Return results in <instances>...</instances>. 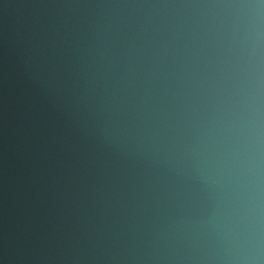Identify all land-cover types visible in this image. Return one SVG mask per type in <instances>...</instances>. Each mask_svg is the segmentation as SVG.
Here are the masks:
<instances>
[{
    "label": "water",
    "instance_id": "95a60500",
    "mask_svg": "<svg viewBox=\"0 0 264 264\" xmlns=\"http://www.w3.org/2000/svg\"><path fill=\"white\" fill-rule=\"evenodd\" d=\"M0 264H264V0H0Z\"/></svg>",
    "mask_w": 264,
    "mask_h": 264
}]
</instances>
